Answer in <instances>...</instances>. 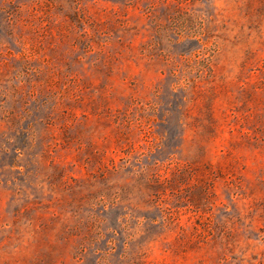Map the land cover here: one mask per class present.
I'll list each match as a JSON object with an SVG mask.
<instances>
[{
    "label": "rangeland",
    "instance_id": "1",
    "mask_svg": "<svg viewBox=\"0 0 264 264\" xmlns=\"http://www.w3.org/2000/svg\"><path fill=\"white\" fill-rule=\"evenodd\" d=\"M0 264H264V0H0Z\"/></svg>",
    "mask_w": 264,
    "mask_h": 264
}]
</instances>
